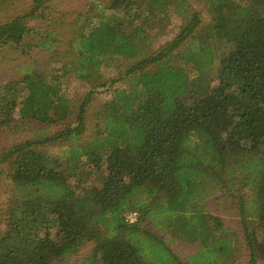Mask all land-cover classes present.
Segmentation results:
<instances>
[{
  "label": "trees",
  "instance_id": "obj_1",
  "mask_svg": "<svg viewBox=\"0 0 264 264\" xmlns=\"http://www.w3.org/2000/svg\"><path fill=\"white\" fill-rule=\"evenodd\" d=\"M49 1L0 16V49L48 54L0 81V130L36 126L0 150V264H56L87 243L72 264H232L240 234L206 209L213 196L246 264L264 263V0H91L67 20ZM171 13L180 24L153 47ZM66 78L89 86L76 107ZM177 241L196 251L183 259Z\"/></svg>",
  "mask_w": 264,
  "mask_h": 264
},
{
  "label": "rangeland",
  "instance_id": "obj_2",
  "mask_svg": "<svg viewBox=\"0 0 264 264\" xmlns=\"http://www.w3.org/2000/svg\"><path fill=\"white\" fill-rule=\"evenodd\" d=\"M91 0H50L49 4L52 6L50 8V13H57L62 14L67 20V18L70 16V13L77 12L79 10H82L85 8V6L90 2ZM30 0H16L15 2L10 3V5H7L6 3V9L5 12L0 11V16L13 15L21 10L26 9V6L29 4ZM2 2L0 1V4ZM193 7L196 9H200L199 6L194 3ZM1 9V7H0ZM2 12V13H1ZM203 21L207 19V16L205 12L202 13ZM169 20V28L170 31L168 36L162 35L160 36L156 41H154L153 47H158L161 44L164 43V41L173 35V32L176 31L178 25L181 22V18L176 13H171L168 16ZM10 48L0 49V81H7L11 79H19L22 77V75L27 72L34 70L36 67H42L43 61L47 59L48 54L40 51L36 54H32L31 56H17V53H13L9 51ZM16 57L14 59H9L11 57ZM123 62V61H122ZM119 60H116L109 64L108 66H104L101 68L102 75L107 79H113L117 76V71L119 68ZM119 85V82H116L115 84L107 83L105 87H100L96 89L93 93L94 100H93V107H98L102 102L107 100L111 96L112 89ZM64 86L66 88L67 93L70 95V97L73 99V106L76 107V105L79 103L81 97L84 95V93L88 90L89 86L83 81L75 80L73 78H66L64 79ZM92 112V109L89 110V113ZM38 126V124H37ZM36 127L33 123L28 125V128L21 131H6V130H0V150L15 141L26 139L32 135V128ZM53 151H56V149H52ZM0 170H4V167H2ZM7 198V192H6V181L1 180L0 182V230L3 229V215H2V209H4V204ZM206 209L208 211H212L215 214L220 215L225 224L231 228H233L238 234L241 235V227L238 223V218L233 215V210L230 209V205L228 201H225L224 198L217 200L214 196L209 199L208 202L205 203ZM227 205L229 207H227ZM239 244H238V257L232 264H246V258H247V250L243 243V238L240 236ZM173 249L175 252L181 256L183 259L186 260V258L194 253L196 251V246L193 244H188L183 241H177L172 244ZM91 249V244L87 243L85 246H83L80 251L77 254H71L61 261L56 262V264H72L73 262H78L84 255H86ZM264 264V263H261Z\"/></svg>",
  "mask_w": 264,
  "mask_h": 264
},
{
  "label": "built area",
  "instance_id": "obj_3",
  "mask_svg": "<svg viewBox=\"0 0 264 264\" xmlns=\"http://www.w3.org/2000/svg\"><path fill=\"white\" fill-rule=\"evenodd\" d=\"M137 212L136 211H128L124 214V219L125 221H127L128 223H132L134 221H136L137 219Z\"/></svg>",
  "mask_w": 264,
  "mask_h": 264
}]
</instances>
